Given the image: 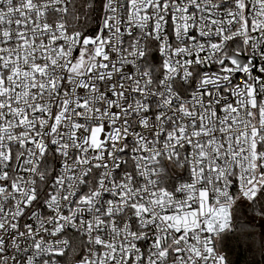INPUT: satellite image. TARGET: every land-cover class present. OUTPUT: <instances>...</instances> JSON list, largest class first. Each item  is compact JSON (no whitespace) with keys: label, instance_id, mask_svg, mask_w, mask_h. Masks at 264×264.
<instances>
[{"label":"snow or ice","instance_id":"6c2138e0","mask_svg":"<svg viewBox=\"0 0 264 264\" xmlns=\"http://www.w3.org/2000/svg\"><path fill=\"white\" fill-rule=\"evenodd\" d=\"M229 236L264 256V0H0V264Z\"/></svg>","mask_w":264,"mask_h":264},{"label":"trees","instance_id":"16d2710c","mask_svg":"<svg viewBox=\"0 0 264 264\" xmlns=\"http://www.w3.org/2000/svg\"><path fill=\"white\" fill-rule=\"evenodd\" d=\"M85 24L88 27L92 26V22L86 21ZM247 213L249 216L253 215L250 209L247 210ZM253 223L256 232L259 233L261 231L259 227L261 221L257 218ZM222 248L228 256L230 264H264V256H261L258 251L248 248L245 243H238L236 240L232 239L231 236L224 240Z\"/></svg>","mask_w":264,"mask_h":264}]
</instances>
